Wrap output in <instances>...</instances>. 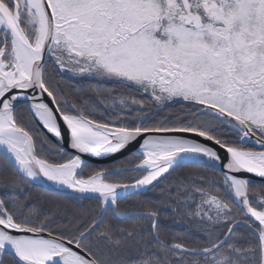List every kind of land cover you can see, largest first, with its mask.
<instances>
[{"label": "snow or ice", "instance_id": "1", "mask_svg": "<svg viewBox=\"0 0 264 264\" xmlns=\"http://www.w3.org/2000/svg\"><path fill=\"white\" fill-rule=\"evenodd\" d=\"M0 264H264V0H0Z\"/></svg>", "mask_w": 264, "mask_h": 264}, {"label": "trees", "instance_id": "2", "mask_svg": "<svg viewBox=\"0 0 264 264\" xmlns=\"http://www.w3.org/2000/svg\"><path fill=\"white\" fill-rule=\"evenodd\" d=\"M96 85V81L95 80H89V79H79V78H72L70 76H66L62 82V86L65 89L68 90H80L83 89L82 94H87L89 96H92L93 98L97 97V93L94 91H90V89ZM101 88L107 89L110 87H114L113 85H100ZM179 109V105L175 106L172 111H176ZM34 194L39 195L41 200H45V199H60L62 201L63 204V210H68V211H72L74 210L76 203L73 200H68L65 199L63 196L60 197H53L48 190L44 189V188H37L33 190ZM161 195L159 189H157V191L155 192H148L145 194L146 197L148 198H155V197H159ZM84 206L88 207L91 204L95 203V201H89V200H85L84 202ZM241 231H243V229H241Z\"/></svg>", "mask_w": 264, "mask_h": 264}, {"label": "water", "instance_id": "3", "mask_svg": "<svg viewBox=\"0 0 264 264\" xmlns=\"http://www.w3.org/2000/svg\"><path fill=\"white\" fill-rule=\"evenodd\" d=\"M89 163H96V161L94 160V159H90L89 160ZM44 189H46V188H44ZM47 190V189H46Z\"/></svg>", "mask_w": 264, "mask_h": 264}]
</instances>
